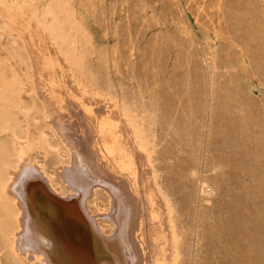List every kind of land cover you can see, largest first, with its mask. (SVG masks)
Returning <instances> with one entry per match:
<instances>
[{"label":"rangeland","instance_id":"1","mask_svg":"<svg viewBox=\"0 0 264 264\" xmlns=\"http://www.w3.org/2000/svg\"><path fill=\"white\" fill-rule=\"evenodd\" d=\"M102 94L127 110L117 152L137 179L98 154ZM43 207L83 239L54 237ZM69 247L90 264H155L160 248L169 264H264V0H0V264L89 262Z\"/></svg>","mask_w":264,"mask_h":264},{"label":"bare ground","instance_id":"2","mask_svg":"<svg viewBox=\"0 0 264 264\" xmlns=\"http://www.w3.org/2000/svg\"><path fill=\"white\" fill-rule=\"evenodd\" d=\"M62 55V54H61ZM62 58L63 60L65 61L66 65L70 68V65L69 63L66 61V59L63 57L62 55ZM79 80V79H78ZM76 87L78 90L81 91L82 94H85V95H89V96H97V95H101V92H99L98 90H93V89H90L84 85H81L79 83L76 84ZM81 93H75V92H72L70 93L72 95V97L76 98L77 101L79 102H83V98H82V95ZM69 94V95H70ZM65 96V95H64ZM67 96V94H66ZM103 98H104V101L108 102L106 104L108 108H110V115L104 117L105 119L104 120H100L97 121L98 123L96 124L97 127H98V134H97V140L95 141V144L96 146H98V154L105 160V162L107 163V165L113 169V170H117V171H120V172H126L130 178H132V176L137 179V164L133 161V159L131 158H122L119 153L117 152V146L118 144L120 143L121 141V137L123 136H126L127 137V133L126 132H122L121 129L124 127V124H123V121H122V116L127 120V122L130 124V121H129V118H128V113H127V110L126 108H121V106L119 105L118 101H117V98L116 97H113L109 94H102ZM123 105V104H122ZM124 106V105H123ZM126 106V105H125ZM85 110L88 112V113H92V109L90 107V105H85ZM130 114V113H129ZM138 116V115H137ZM102 118V117H101ZM137 118V117H136ZM144 120H145V117H144ZM141 123V122H140ZM145 123V122H144ZM132 124H133V121H132ZM136 124V123H134ZM133 127V125H132ZM138 127V126H137ZM134 129V128H133ZM143 129V128H142ZM143 131V130H142ZM145 132V130H144ZM143 132V133H144ZM148 132V131H147ZM137 133V132H136ZM140 133V132H139ZM142 133V134H143ZM137 135V134H136ZM147 136V135H146ZM150 138V136H149ZM135 139V138H134ZM136 141L135 144L137 143L139 145V147L142 148V150L144 149V146H143V143L142 141L143 140V137H140V135L136 136ZM148 141V139H147ZM147 144V143H146ZM137 145V146H138ZM150 145V144H149ZM147 148V147H146ZM151 148V147H150ZM148 151V150H147ZM100 152V153H99ZM146 152V151H145ZM20 154V160H21V164L24 160H27V157L28 155L25 154L23 151L19 152ZM150 157V155H149ZM144 155L142 156V161L144 160ZM149 159V158H148ZM154 160V159H153ZM154 163V162H153ZM35 166L37 167V169L39 170L38 172L40 173V175L43 177V179L45 180L46 184H47V187L48 189H50L55 196L59 197V198H66L67 196L61 194L59 191H58V188L56 189L51 181H50V178L47 176V174L45 173L43 167H42V164L37 160V158H35V162H34ZM143 164H145V162L143 161ZM159 166V165H157ZM68 167L67 166H60L59 169L61 170L60 173L62 174L63 171L65 169H67ZM154 169V168H153ZM160 169V167H159ZM16 170H13V174ZM132 175V176H131ZM161 176V175H160ZM109 179V178H108ZM161 179V178H160ZM198 180V179H197ZM158 181V180H157ZM198 182V181H197ZM157 183V182H156ZM165 184V183H164ZM200 184V183H199ZM198 184V185H199ZM107 185V184H106ZM206 185V184H205ZM9 186L7 187V191L9 192ZM151 186V185H150ZM159 186V185H158ZM164 186V185H163ZM201 186V185H200ZM199 186V187H200ZM110 187V186H109ZM114 187V186H113ZM112 187V188H113ZM161 187V186H160ZM111 188V187H110ZM116 188V187H115ZM164 188V187H163ZM114 189V188H113ZM112 189V190H113ZM147 189V188H146ZM166 189V188H165ZM210 189V188H209ZM162 190V188H161ZM169 191V190H168ZM207 191V189H206ZM205 191V192H206ZM212 191V190H211ZM147 199H148V204L150 205V207H155V206H158L159 203H158V198L157 196L151 192L149 189H147ZM204 193V192H203ZM35 194H38V193H35ZM167 194V193H166ZM117 197V196H116ZM165 197V196H164ZM172 199V198H171ZM122 200V197H117V201H120ZM168 202V201H167ZM201 202V201H200ZM172 203V202H171ZM176 203V202H175ZM173 205V204H172ZM174 208V207H173ZM41 212H42V215L41 217L46 221L48 222L49 224H52L54 227H53V230H54V237L58 238V239H63V240H70V241H73L75 239L77 240H81L83 239L82 238V234L77 232V231H73L71 229V226H70V221L69 220H66L65 219V216L62 215L61 213H52L50 208H47V207H43L41 208ZM177 213V212H176ZM54 215H56L55 217V221H54ZM176 215V214H175ZM177 216V215H176ZM164 215L160 210H154V211H151V220H153L154 222H158L160 223L161 220L163 219ZM179 217V216H178ZM180 218V217H179ZM177 222V221H176ZM175 222V223H176ZM180 222L181 220L179 221V225H180ZM183 222V221H182ZM197 224V222H195ZM172 224V223H171ZM178 224V223H176ZM21 224H20V228H21ZM184 227V226H183ZM177 228V227H176ZM19 229V228H18ZM101 231L103 233H101V235L103 236H107V234L101 229ZM184 231V230H183ZM158 233V231H157ZM17 234V233H16ZM15 234V235H16ZM112 234V233H111ZM164 233L163 231L159 232L157 234V239H162ZM167 236V242L169 243L170 241V237L169 235H165L164 237ZM110 237V236H109ZM194 241V240H193ZM72 244V242H71ZM125 244V243H124ZM180 244V243H179ZM186 244V243H185ZM192 244V243H191ZM73 245H75V243L73 242ZM197 247V246H196ZM16 248V247H15ZM14 248V249H15ZM191 248V247H190ZM68 251H69V256L71 255H75V251H73V249L70 252V247L69 248H66ZM65 249V250H66ZM112 251L108 250V251H103L105 254H115V251L117 252V248H111ZM128 250H131L132 251V247H128L127 248ZM16 250V249H15ZM63 251V252H66L67 253V250L66 251ZM75 250V249H74ZM114 250V251H113ZM182 251V250H181ZM180 251V252H181ZM17 253V252H16ZM77 253V252H76ZM118 253V252H117ZM164 249L160 248V251L157 253L158 254V258L155 262V264H169L166 262V257H165V254H164ZM79 254V255H78ZM179 254V253H178ZM75 256H79L78 258L81 259V261H89L87 264H90L91 262V254L88 255V254H85V253H77ZM38 258V257H37ZM184 258V257H183ZM180 262V261H179Z\"/></svg>","mask_w":264,"mask_h":264}]
</instances>
